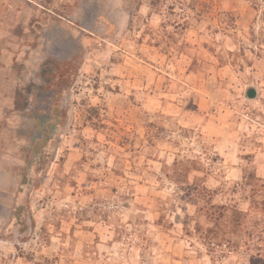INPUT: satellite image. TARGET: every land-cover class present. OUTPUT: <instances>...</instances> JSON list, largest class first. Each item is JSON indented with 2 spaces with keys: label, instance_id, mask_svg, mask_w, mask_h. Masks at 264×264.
<instances>
[{
  "label": "rangeland",
  "instance_id": "rangeland-1",
  "mask_svg": "<svg viewBox=\"0 0 264 264\" xmlns=\"http://www.w3.org/2000/svg\"><path fill=\"white\" fill-rule=\"evenodd\" d=\"M0 264H264V0H0Z\"/></svg>",
  "mask_w": 264,
  "mask_h": 264
},
{
  "label": "crops",
  "instance_id": "crops-1",
  "mask_svg": "<svg viewBox=\"0 0 264 264\" xmlns=\"http://www.w3.org/2000/svg\"><path fill=\"white\" fill-rule=\"evenodd\" d=\"M205 125L203 126V129H202V135L204 136V135H208V136H213V135H215V139H216V141H217V135L219 134V133H221L220 132V130H222L223 129V124H220V121H218L217 123H216V127L219 125V129H217V128H215V133H213L211 130H209V128H208V126H209V124H212V121H211V118H205ZM221 125V126H220ZM210 132H212L211 133V135L209 134ZM215 141V142H216ZM218 142L219 141H217V144H218ZM207 144V145H206ZM205 144V148L207 149L208 148V146H209V144L208 143H206ZM216 149H217V147H215ZM219 149V148H218ZM233 149V148H232ZM167 164H171V163H167ZM233 169H234V167H232ZM236 169V168H235ZM152 213H154V210H152Z\"/></svg>",
  "mask_w": 264,
  "mask_h": 264
},
{
  "label": "water",
  "instance_id": "water-1",
  "mask_svg": "<svg viewBox=\"0 0 264 264\" xmlns=\"http://www.w3.org/2000/svg\"><path fill=\"white\" fill-rule=\"evenodd\" d=\"M256 95L255 89H251L249 93V97H254Z\"/></svg>",
  "mask_w": 264,
  "mask_h": 264
}]
</instances>
